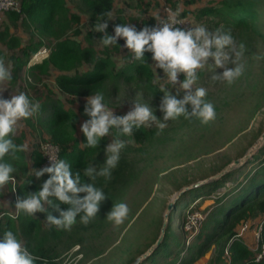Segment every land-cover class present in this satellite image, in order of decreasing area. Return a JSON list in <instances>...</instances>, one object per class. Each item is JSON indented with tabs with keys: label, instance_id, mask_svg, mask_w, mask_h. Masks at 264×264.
<instances>
[{
	"label": "trees",
	"instance_id": "obj_1",
	"mask_svg": "<svg viewBox=\"0 0 264 264\" xmlns=\"http://www.w3.org/2000/svg\"><path fill=\"white\" fill-rule=\"evenodd\" d=\"M80 1L82 5H75L76 10H74L68 4V0H19L20 8L18 11L4 12V15L13 24L19 23V27L24 33L21 38V36L10 32L7 25L1 27L0 23V44L6 48V51L0 48V61L12 63L14 71L11 73V77H17L14 74L16 70L25 65L33 53L46 45L49 47L47 56L34 62L40 63L32 70L40 75H48L50 67L64 71L65 73L56 75L55 83L61 92L69 96L88 97L100 92L108 105V99L119 90L121 81L134 80L137 86L147 88L156 99L160 98L163 93L155 82L154 66L156 65L151 59L150 53L146 52L143 61H139L134 59L131 51L127 49L124 57L128 63L121 67L117 65L116 58L114 59L112 57L114 54L111 53L112 50L118 51L120 48L119 41L112 44V50H109V45L104 44H102L101 49H98L93 44V40L98 37L101 39L104 33L97 30H87L83 40L78 37L81 34L79 24H82L83 14L88 17L90 24L94 27L97 22L107 20L108 26L105 31L111 34L110 30L114 24L129 22L128 17L124 15L123 8L121 6L115 8V0ZM166 1L170 2V0ZM192 1H185V3L192 4H182L180 16L194 17L191 14L193 8H189L191 7L189 5H194ZM166 4L171 6L170 3ZM112 12H114L113 19L109 17ZM202 16L216 18L217 24L221 25L222 30L237 29L240 35L239 39L242 42L253 38L259 39L264 44V0H211L196 10V17ZM2 19L3 16L0 17V20ZM157 19L140 16L134 24L139 28L144 24H154ZM43 37L50 39L46 40L48 44H44ZM119 40L123 45V39L120 38ZM84 64L89 66V69L78 71V68ZM67 72L72 73L68 74ZM84 103L82 102L76 109H65L59 101L48 103L51 110L48 111L44 119L35 118L38 127L37 129L32 128V130L33 132L37 130L39 134L33 137L31 143L39 137L43 139L37 145H31L30 150L26 152L25 148L27 147L22 140L23 134L20 133L14 142L23 144L24 148L15 154V159L5 157L13 163L15 171L12 174L13 179L4 185L9 189L10 194L14 190V194H11L10 201L4 200L6 194L0 189V233L6 228H12L16 231L21 241L38 257L42 258L37 260L36 264H56L54 259L60 254L59 249H57L58 241L61 240L66 229L51 223L44 226L40 216L36 213L26 215L21 212L17 215L14 201L17 196L22 197L30 191L37 190L41 182L49 175L48 173H43L40 177L34 175V170L42 167L43 158L39 151V143L43 140L56 144L59 148L58 157L66 158L72 169L80 172L81 175L83 169L90 164L97 167L102 165L108 138L107 136L102 137L94 147L86 145L85 137L80 129V123L87 118L83 112ZM42 105L44 107L45 104H41L40 107ZM118 114L121 113L118 112ZM28 125H30L29 121ZM32 126L36 127L34 124ZM155 132V127L146 128L145 125H141L134 128L132 133L126 137L130 139L129 141L133 145H138L151 142ZM123 143L128 144V142ZM254 159H256L255 163H253ZM247 164H251V166L242 175L237 187L231 190L232 196L226 201L224 198L230 194L229 191L221 197L220 195L216 196L218 199L214 204L215 209L208 211L204 220L203 228L207 230L200 242L191 250L189 256L177 257L175 253L169 252L170 239L175 240V238L172 233H169L167 237L168 221L166 220L159 243L155 244L152 250L141 257L142 259L140 258L136 264H197L195 262L209 250H212V256L210 260L202 264H264V257L260 261L254 262L246 245L241 240L234 238L242 222L249 220L253 224L252 221L259 218V220L263 219L259 241L264 243V143L257 152L252 154L250 159L242 164L240 169H243ZM222 167L223 165L220 166V168ZM231 173L232 171H227L213 180L182 191L181 194L183 195L186 191L197 189L195 198L185 209L189 207L188 211L190 212L197 209L203 194L209 195L215 192ZM134 175L133 162L124 154H120L110 176L107 178L97 177L94 181L106 195L98 212L87 222L80 221L79 216H77L72 224V233L69 234V240L65 241L64 247L69 248L75 244H81L84 238V230L90 229L98 223L100 225V222L104 221L105 211L111 209L114 203L120 202L121 194ZM84 179L87 180V177ZM179 199L180 197L177 198V201ZM4 203L6 206L10 204L15 213L9 214L7 210L2 209ZM174 205L172 206L174 207ZM65 206L60 204V207ZM44 209L45 211H40L42 215L49 213L58 215L56 209L48 203ZM184 219L183 216L179 221V228L181 227V229ZM160 224L154 225V229L157 228V235ZM157 235L154 239L152 237L150 241L145 242V248L129 253L130 256L126 257L124 263L120 257L116 258V264H131L132 260L138 257L134 255V252L138 251L139 254H143L155 242ZM184 239L182 238L181 243L176 241L177 245L182 247ZM226 246L228 256L224 254ZM226 257L228 258L226 259ZM164 258L168 260L165 261Z\"/></svg>",
	"mask_w": 264,
	"mask_h": 264
},
{
	"label": "rangeland",
	"instance_id": "obj_2",
	"mask_svg": "<svg viewBox=\"0 0 264 264\" xmlns=\"http://www.w3.org/2000/svg\"><path fill=\"white\" fill-rule=\"evenodd\" d=\"M185 1L187 0H170V2L166 0H115L114 7L121 6L124 15L128 17L129 22L127 23L134 24L140 16L159 18L163 14V9L165 11L166 3L171 4L169 6L171 9L176 7L181 9L182 4H192L185 3ZM68 2L72 8L75 5H82L80 0H68ZM192 2L194 5H189L190 8H193L191 14L194 16H191V24H202L210 32L221 29L216 18L196 17V10L211 0H193ZM74 10L76 9L74 8ZM113 16L114 12L109 17L113 19ZM79 27L81 34L78 37L81 40L84 39L87 30H96L85 14L82 15V24H79ZM110 31L112 33L113 26ZM227 31L231 33L235 43L243 45L239 60L243 64V71L231 83H226L222 80L211 79L213 72L222 70L212 62L211 58L203 69L197 70L198 79L193 84V88L204 87L206 89L205 99L212 103L215 110L214 118L207 122L201 123L195 118L181 117L164 121V126L160 128L162 114L158 108L159 98L156 99L147 88L137 86L134 80L121 81L119 90L108 99L109 108L117 114L118 112L123 114L135 102H141L149 105L156 117L145 124L146 128L155 127L156 129L153 139L149 143L133 145L128 137L119 134L115 129L106 135L107 143L111 142L113 136H119L123 142L129 144L123 143L120 150V154H124L133 162L135 174L120 198V202L127 205V214L119 224H116L107 216L110 209L105 211L104 221L100 222V225L98 223L90 229L84 230L81 244H75L69 248L64 246L65 241L69 240L73 225L64 228L66 232L57 245L60 254L54 259L56 264H65V261L67 264H116L118 257L124 263L126 257L130 256L129 253L145 248V242L150 241L152 237L155 238L157 228L154 229V225L161 223L160 229L161 227L165 228L166 220L168 221L167 237L169 233H172L175 238V240L170 239L169 252L175 253V256H189L191 250L200 242L207 230L203 228L206 213L215 209L214 204L218 199L216 196L220 195L221 197L227 191L230 194L224 200L226 201L232 196L231 190L237 187V183L251 164H247L243 169L240 167L264 143V44L259 39L253 38L247 39L245 42L240 41V35L235 28H230ZM43 39L44 44H48L46 40L50 39L44 37ZM118 41L120 46L118 51L112 50V44H109V50H112L111 53L114 56H111L116 58L117 65L123 67L128 63L124 57L127 48L122 45L120 40ZM93 44L96 48L101 49L103 43L98 37L94 38ZM154 70L155 82L159 85L162 93L169 90L183 94L184 90L179 87V80L183 79L182 73L178 74V81L173 85L167 81V77L161 69L154 66ZM45 116V114L40 116V120H43ZM20 127V124H18V128L15 126L16 134L20 132ZM24 127L30 132L25 140L23 138L25 147H27L25 151L28 152L31 145H37L43 138L39 137L31 143V140L34 139L32 128L37 129L38 126L36 124V127L30 125L29 127L24 125ZM255 162L256 159L253 163ZM222 165L223 167L220 168ZM227 171H232V173L224 180L223 185H220L203 201L198 202V208L192 210V212L196 211L194 213L205 216L201 219L199 226L197 225L195 234H190L188 231L183 232L184 229L179 228V221L183 216L186 217L185 215L189 214V207L187 209L185 207L195 198L197 189L186 191L183 195L181 192L194 187L192 186L194 183L200 185ZM0 189L6 194L4 200L10 201L14 190L10 194L4 184L0 186ZM179 197L180 199L177 201ZM169 203L172 205L175 203L174 207L171 205L172 208L168 209L167 204ZM46 204L47 202H44V206ZM2 209L7 210L9 214L15 213L10 204L6 206L4 203ZM35 213L40 216L44 226L50 224L47 214L42 215L40 211ZM160 229L156 239L161 233ZM250 230L252 231V229ZM182 238H185V241L181 247L177 245L176 241L181 243ZM155 242L143 254H139L137 251L134 252V255L145 256L155 246ZM210 256L209 252L195 263L206 262L210 260Z\"/></svg>",
	"mask_w": 264,
	"mask_h": 264
},
{
	"label": "clouds",
	"instance_id": "obj_3",
	"mask_svg": "<svg viewBox=\"0 0 264 264\" xmlns=\"http://www.w3.org/2000/svg\"><path fill=\"white\" fill-rule=\"evenodd\" d=\"M180 13L179 7L170 8L164 18L139 28L135 24L116 23L111 34L105 31L107 20L95 24L96 30L104 33L101 38L104 45L116 44L122 38L123 45L131 51L134 59L143 61L145 53H150L156 67L163 71L169 83L175 85L178 74H183V79L179 80L183 94L165 90L159 98L158 108L162 114L160 128L164 126V121L177 117L196 118L201 123L214 118V107L205 99L206 89L202 86L193 88L198 79L197 70L203 69L209 58L222 69L212 73L213 80L231 83L243 71V64L239 62L243 45L235 43L229 31L216 29L210 32L202 24L179 27L182 20ZM11 78L10 67L0 61V81ZM38 108L39 103L23 91L10 96L0 95V185L9 183L15 171L13 163L5 157L15 159V154L24 148L23 144L15 143L12 138L15 126L21 119L34 115ZM83 112L87 118L80 123V129L89 147L96 146L112 129L127 136L134 128L156 119L152 108L141 102H135L123 114H116L100 92L86 97ZM122 147L123 140L113 136L111 142L105 145L102 165L97 167L90 164L83 169L82 175L72 169L66 158L49 156L48 165L34 170L36 177L49 174L40 187L15 199L17 215L21 212L33 215L37 211H45L44 202H47L58 213L47 215L49 223L68 228L77 216L80 221L87 222L96 215L106 198L104 191L94 181L97 177L110 176ZM60 204L66 206L60 207ZM127 211L125 203L116 202L107 216L119 224ZM39 259L42 258L32 252L12 228L0 233V264H36Z\"/></svg>",
	"mask_w": 264,
	"mask_h": 264
},
{
	"label": "crops",
	"instance_id": "obj_4",
	"mask_svg": "<svg viewBox=\"0 0 264 264\" xmlns=\"http://www.w3.org/2000/svg\"><path fill=\"white\" fill-rule=\"evenodd\" d=\"M2 16H3V19L0 20L2 21L0 22L1 27L7 25L10 32L17 34L21 36L22 38L24 33L21 27H19V23L17 22L13 24V22H11L7 18V16L4 15V13L2 14ZM0 48L6 51V48L1 44H0ZM3 63L9 66L11 73H13L14 68H13L12 63L10 61H5ZM39 63L40 62L34 63V62L28 61L20 69L16 70L14 74H16L17 77L11 78V80L0 81V95L10 96V95L16 94L17 92L23 91L30 99L35 100L39 103V109L35 112L34 115L29 116L28 118L21 119L20 121L17 122V125H16L17 128H18V124L21 125L19 129L20 132H18V134H16L15 131L12 133L13 140H15L20 135V133L23 134L24 140L25 138H27V135H29L30 132L28 131V129H25L24 125L29 127L28 125V121H29L30 126H32V124L36 126L35 118H38L42 116L43 114L47 115L48 111L51 110V107L48 106L49 105L48 103H52V101H59L62 104L63 108L65 109H68V108L76 109L78 105H80L82 102H85L86 97L69 96L64 92H61L57 88L56 83H55V77L56 75L60 73H65L64 71H59L58 69L50 67L48 75H40V74L35 73L34 70L32 69ZM86 69H89V66H86L84 64L78 68V71H85ZM67 73L71 74L72 72H67ZM41 104H45L44 107L43 105L42 107H40ZM38 134L39 132L36 130L32 133V136L34 137ZM209 195L203 194L202 199L200 201H203ZM258 220L259 218H256L252 221V223L257 222ZM250 229H252V227H249L246 231H244L242 236L239 237L238 239L241 240L246 245L251 255L254 256L256 252L257 240L254 237L253 231H251ZM211 251L212 250H209L208 252L205 253V255H207V253L210 252L212 256ZM167 260L168 259H165V261Z\"/></svg>",
	"mask_w": 264,
	"mask_h": 264
},
{
	"label": "built area",
	"instance_id": "obj_5",
	"mask_svg": "<svg viewBox=\"0 0 264 264\" xmlns=\"http://www.w3.org/2000/svg\"><path fill=\"white\" fill-rule=\"evenodd\" d=\"M165 11L163 9V14L160 16V18H164L166 16V13L168 9H170L169 6L165 5ZM20 8L19 0H0V17L2 14L6 11H18ZM181 24L178 25L179 27H189L192 26L191 24V17L190 16H181ZM157 19V21H158ZM49 52V47L43 46L38 51L32 54V56L29 59V62H36L40 61L42 58L47 56ZM115 113V112H114ZM117 114V113H116ZM39 151L42 155L43 161L41 163V166L44 167L50 163L49 156L55 155L58 157L59 148L56 144H54L51 141L43 140L39 143ZM189 212V211H188ZM196 212V211H194ZM189 212V214L185 215L187 219H184V222L182 224L183 231H188L190 234H195V229L197 228V225L199 226V223L201 219H203L205 216H202L198 213ZM14 216V215H12ZM185 217V218H186ZM263 222V219L258 220L257 222H254L253 225L249 220L242 222V224L239 226L236 234L234 235V238H239L242 236L244 231H246L249 227H252V231L254 234L255 239L257 240V246H256V252L253 256L254 262L260 261L264 257V243L260 242V235H261V224ZM224 254L228 256L227 252V246L224 248ZM228 258V257H227Z\"/></svg>",
	"mask_w": 264,
	"mask_h": 264
},
{
	"label": "water",
	"instance_id": "obj_6",
	"mask_svg": "<svg viewBox=\"0 0 264 264\" xmlns=\"http://www.w3.org/2000/svg\"><path fill=\"white\" fill-rule=\"evenodd\" d=\"M235 161H236V160H235ZM195 185H197V183H194L192 186H195ZM171 205H172V203L167 204V208L170 209ZM162 224L164 225V223H162ZM163 230H164V227H161V229H160L161 233H160V235L158 236V238L156 239L155 244H158L159 241H160V239L162 238ZM143 256H144V255H143ZM143 256H138V257H136L135 260H134L131 264H136V263L138 262V260H139L141 257H143Z\"/></svg>",
	"mask_w": 264,
	"mask_h": 264
}]
</instances>
